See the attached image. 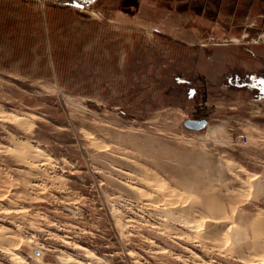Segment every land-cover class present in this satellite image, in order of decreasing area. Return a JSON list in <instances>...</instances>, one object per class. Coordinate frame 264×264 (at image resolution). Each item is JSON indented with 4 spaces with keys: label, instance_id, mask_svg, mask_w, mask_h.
Listing matches in <instances>:
<instances>
[{
    "label": "rangeland",
    "instance_id": "374dc122",
    "mask_svg": "<svg viewBox=\"0 0 264 264\" xmlns=\"http://www.w3.org/2000/svg\"><path fill=\"white\" fill-rule=\"evenodd\" d=\"M0 264H264V0H0Z\"/></svg>",
    "mask_w": 264,
    "mask_h": 264
},
{
    "label": "water",
    "instance_id": "95a60500",
    "mask_svg": "<svg viewBox=\"0 0 264 264\" xmlns=\"http://www.w3.org/2000/svg\"><path fill=\"white\" fill-rule=\"evenodd\" d=\"M184 125L191 130H203L207 127V121L205 119H188L184 122Z\"/></svg>",
    "mask_w": 264,
    "mask_h": 264
},
{
    "label": "bare ground",
    "instance_id": "6f19581e",
    "mask_svg": "<svg viewBox=\"0 0 264 264\" xmlns=\"http://www.w3.org/2000/svg\"><path fill=\"white\" fill-rule=\"evenodd\" d=\"M35 152H38V153H39V152H42V153H41L42 156H43V155H46V154H45V151L43 152V151H42L41 149H39V148H36V151H35ZM240 175H241V174H240ZM153 194H154V193H153ZM153 194H152V192H150V191H145V192H144V197H146V198H152L151 196H152ZM195 196H196V195H195ZM191 227H192V226H191ZM189 229H190V228H189ZM199 229H200V228L197 227V228H195V229H192V230L190 229V230L192 231V234H193V233H197V232L199 231ZM190 230H189V231H190ZM191 231H190V232H191ZM246 232H247V231H246Z\"/></svg>",
    "mask_w": 264,
    "mask_h": 264
},
{
    "label": "trees",
    "instance_id": "16d2710c",
    "mask_svg": "<svg viewBox=\"0 0 264 264\" xmlns=\"http://www.w3.org/2000/svg\"><path fill=\"white\" fill-rule=\"evenodd\" d=\"M240 76V75H239ZM237 78V77H236ZM236 82H238L237 80H236Z\"/></svg>",
    "mask_w": 264,
    "mask_h": 264
}]
</instances>
